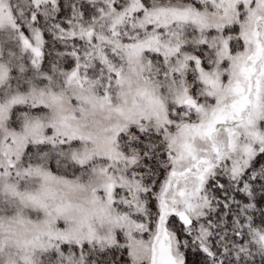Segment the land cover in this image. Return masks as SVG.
Segmentation results:
<instances>
[{
  "label": "snow or ice",
  "instance_id": "1",
  "mask_svg": "<svg viewBox=\"0 0 264 264\" xmlns=\"http://www.w3.org/2000/svg\"><path fill=\"white\" fill-rule=\"evenodd\" d=\"M0 264H264V0H0Z\"/></svg>",
  "mask_w": 264,
  "mask_h": 264
}]
</instances>
